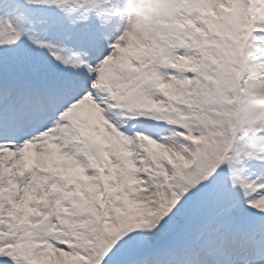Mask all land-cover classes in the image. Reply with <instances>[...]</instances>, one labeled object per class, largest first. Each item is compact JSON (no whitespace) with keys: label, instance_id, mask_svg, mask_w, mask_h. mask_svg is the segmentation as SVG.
Masks as SVG:
<instances>
[{"label":"snow or ice","instance_id":"1","mask_svg":"<svg viewBox=\"0 0 264 264\" xmlns=\"http://www.w3.org/2000/svg\"><path fill=\"white\" fill-rule=\"evenodd\" d=\"M259 96L264 0H0V264H264Z\"/></svg>","mask_w":264,"mask_h":264},{"label":"clouds","instance_id":"2","mask_svg":"<svg viewBox=\"0 0 264 264\" xmlns=\"http://www.w3.org/2000/svg\"><path fill=\"white\" fill-rule=\"evenodd\" d=\"M163 9L158 5H153L151 15H161ZM248 106L255 110H246L241 113L242 117L245 119L253 120L255 123L264 126V96L259 97H248Z\"/></svg>","mask_w":264,"mask_h":264},{"label":"rangeland","instance_id":"3","mask_svg":"<svg viewBox=\"0 0 264 264\" xmlns=\"http://www.w3.org/2000/svg\"><path fill=\"white\" fill-rule=\"evenodd\" d=\"M248 98L247 99H245L243 102H242V105H241V107H244V106H246L247 104H248Z\"/></svg>","mask_w":264,"mask_h":264}]
</instances>
